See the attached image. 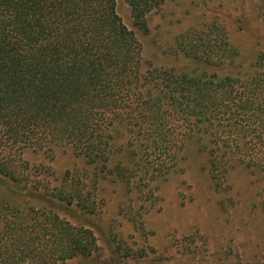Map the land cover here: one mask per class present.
I'll return each instance as SVG.
<instances>
[{"label":"trees","instance_id":"obj_1","mask_svg":"<svg viewBox=\"0 0 264 264\" xmlns=\"http://www.w3.org/2000/svg\"><path fill=\"white\" fill-rule=\"evenodd\" d=\"M124 1L135 27L148 33V17L163 0ZM117 2L0 0V174L95 212L78 175L67 172L54 187L33 181L25 152L68 146L104 170L124 130L134 146L127 159L145 175L175 166L195 140L217 187L232 162L264 178V54L247 73L210 70L240 55L216 23L178 40L195 71L145 70L142 43ZM259 11L264 20V0ZM98 250L92 229L0 199V264H57Z\"/></svg>","mask_w":264,"mask_h":264},{"label":"rangeland","instance_id":"obj_2","mask_svg":"<svg viewBox=\"0 0 264 264\" xmlns=\"http://www.w3.org/2000/svg\"><path fill=\"white\" fill-rule=\"evenodd\" d=\"M260 1L163 0L148 17V33L135 27L124 0H118L117 9L142 43L145 70L195 71L196 61L179 49L180 36L220 23L240 55L234 62L209 69L236 75L251 71L252 62L264 54ZM116 137L119 148L104 170L68 146L25 152L33 181L54 187L67 178V172L78 175L92 192L96 205L92 213L0 174V199L12 207L53 212L95 233L99 250L92 256L57 264H264L260 170L232 162L223 186L217 187L207 154L189 140L175 166L168 165L162 174L145 175L132 158L127 159L134 148L129 134L119 130ZM127 170L130 175H123Z\"/></svg>","mask_w":264,"mask_h":264}]
</instances>
